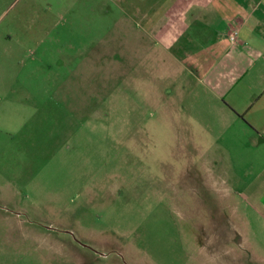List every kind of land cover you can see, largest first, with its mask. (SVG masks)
Wrapping results in <instances>:
<instances>
[{
  "label": "rangeland",
  "instance_id": "374dc122",
  "mask_svg": "<svg viewBox=\"0 0 264 264\" xmlns=\"http://www.w3.org/2000/svg\"><path fill=\"white\" fill-rule=\"evenodd\" d=\"M152 35L121 0H0V264H264L246 192L186 149L213 133L159 108L185 82Z\"/></svg>",
  "mask_w": 264,
  "mask_h": 264
},
{
  "label": "crops",
  "instance_id": "0c3cea01",
  "mask_svg": "<svg viewBox=\"0 0 264 264\" xmlns=\"http://www.w3.org/2000/svg\"><path fill=\"white\" fill-rule=\"evenodd\" d=\"M121 1L137 9L144 29L153 32L156 45L182 71L183 85L164 92L157 89L159 108H177L176 113L170 111L174 126H206L213 133L209 140L215 141L217 152L207 151L193 136L186 149L206 150L207 156L217 157L204 164L210 174L206 183L214 184L212 173L217 170L225 188L245 191L259 222L257 226L250 220V227L263 235L264 0ZM42 20L49 22V14ZM233 27L238 28L236 42L228 37ZM222 221L225 225L226 218ZM233 226L241 237V226Z\"/></svg>",
  "mask_w": 264,
  "mask_h": 264
},
{
  "label": "built area",
  "instance_id": "2783aa9c",
  "mask_svg": "<svg viewBox=\"0 0 264 264\" xmlns=\"http://www.w3.org/2000/svg\"><path fill=\"white\" fill-rule=\"evenodd\" d=\"M228 37L231 42H236L238 40V28L236 27L231 28Z\"/></svg>",
  "mask_w": 264,
  "mask_h": 264
}]
</instances>
